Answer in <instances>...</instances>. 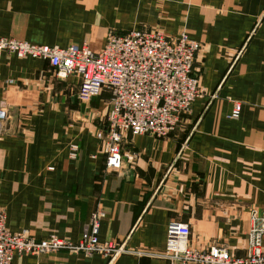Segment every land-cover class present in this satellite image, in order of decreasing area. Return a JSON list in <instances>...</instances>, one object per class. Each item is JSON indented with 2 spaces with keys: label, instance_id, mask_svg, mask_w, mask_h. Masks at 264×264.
<instances>
[{
  "label": "crops",
  "instance_id": "obj_1",
  "mask_svg": "<svg viewBox=\"0 0 264 264\" xmlns=\"http://www.w3.org/2000/svg\"><path fill=\"white\" fill-rule=\"evenodd\" d=\"M142 29L201 43L196 68L206 94L165 137L124 134L120 170L107 167L104 153L108 91L85 102L80 76L60 77L40 58H0V108L8 111L0 208L9 231L76 242L100 208L99 240L129 250L111 262L99 253H16L13 264H168L159 255L173 221L189 225L191 247L226 246L234 256L258 235L264 0H0V36L32 44L98 52L109 32ZM235 102L242 110L230 118Z\"/></svg>",
  "mask_w": 264,
  "mask_h": 264
},
{
  "label": "built area",
  "instance_id": "obj_2",
  "mask_svg": "<svg viewBox=\"0 0 264 264\" xmlns=\"http://www.w3.org/2000/svg\"><path fill=\"white\" fill-rule=\"evenodd\" d=\"M201 46L185 33L171 38L163 31L150 29L109 32L105 45L98 52L86 44L37 45L0 36V58L5 53L19 58H40L60 77L80 76L79 97L85 102L108 91L110 108L104 153L107 167L120 170L124 163V134L165 137L177 128L194 100L206 94L196 68ZM241 110L242 104L235 102L229 117L238 118ZM7 117L8 111L0 108V133ZM76 151L77 147H74V157ZM252 217L258 219L257 210H252ZM104 218L105 213L100 208L93 211L87 232L76 242L57 235L37 239L28 231L10 232L7 212L0 208V264H13L16 253L41 255L59 251L85 255L99 253L111 262L129 250L121 244L99 240ZM261 222L247 254L237 257L226 246L191 247L189 225L173 221L168 226L166 247L159 256L168 264H264L261 243L264 217Z\"/></svg>",
  "mask_w": 264,
  "mask_h": 264
},
{
  "label": "rangeland",
  "instance_id": "obj_3",
  "mask_svg": "<svg viewBox=\"0 0 264 264\" xmlns=\"http://www.w3.org/2000/svg\"><path fill=\"white\" fill-rule=\"evenodd\" d=\"M99 96H101V95H99ZM177 127H178V126H177ZM252 219H253V217H252ZM256 221H257V220H256ZM254 222H255V221H254ZM263 250H264V249H263ZM246 254H247V253H246ZM246 254H245V255H246ZM245 255H244V256H245ZM233 256H234V255H233ZM237 257H243V256H237Z\"/></svg>",
  "mask_w": 264,
  "mask_h": 264
}]
</instances>
